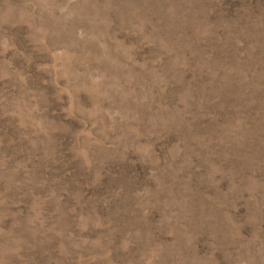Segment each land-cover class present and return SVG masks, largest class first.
<instances>
[{
	"label": "rangeland",
	"instance_id": "1",
	"mask_svg": "<svg viewBox=\"0 0 264 264\" xmlns=\"http://www.w3.org/2000/svg\"><path fill=\"white\" fill-rule=\"evenodd\" d=\"M0 264H264V0H0Z\"/></svg>",
	"mask_w": 264,
	"mask_h": 264
}]
</instances>
